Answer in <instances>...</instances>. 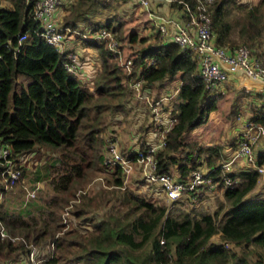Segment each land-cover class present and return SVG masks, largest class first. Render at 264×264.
<instances>
[{
    "label": "trees",
    "instance_id": "obj_1",
    "mask_svg": "<svg viewBox=\"0 0 264 264\" xmlns=\"http://www.w3.org/2000/svg\"><path fill=\"white\" fill-rule=\"evenodd\" d=\"M1 1L0 138L11 146L15 160L25 153L44 150L32 181L46 183L49 195L45 201L32 196L16 212L0 202V264H35L28 257L33 249V258L43 257L39 264H252L249 258L256 247L264 248V196L253 193L260 175L253 166L232 164L224 174L237 181L225 186L220 165L230 156L223 153L220 144L200 143L185 135L208 119L221 95L205 87L192 50L161 40L152 28L147 34L123 29L124 21L115 18L116 13L101 16L114 0L61 2L62 32L74 33L73 39L96 50L100 60L93 77L84 81L63 65L66 54L72 51L71 44L58 50L38 34L42 27L32 17L33 0H3L9 5ZM184 4L189 10L181 12ZM172 5L187 21L199 2L175 0ZM95 9L98 18L92 16ZM210 17L216 46L230 50L246 44L250 55L264 62V0L256 4L214 0ZM102 28L112 31L118 55L110 50V40L96 36ZM23 33L26 39L19 40ZM126 58L131 59L130 70L121 64L120 59ZM148 62L151 64L146 66ZM177 74V93L157 105L161 116L173 120L164 133V145L153 154L156 172H177V178H186L198 166L207 168L217 183L215 191L222 194L209 211L196 212L178 202L166 204L158 194L147 190L139 163L128 175L136 173L137 178L125 183L119 162L110 166L102 162L109 152L108 137L118 141L120 153L134 161L138 149L158 141L152 142L149 133H159L164 127L153 120V106L136 97L130 83L141 78L142 92L155 101L168 89L166 81ZM239 90L249 98L247 124L264 125L263 92ZM133 101L145 106L138 124L137 118L136 122L126 117ZM122 122H136L137 129L135 124L128 128L134 141L120 139L117 126ZM239 137H233L232 151ZM254 153L255 164L264 167V146ZM42 164L45 166L39 170ZM102 166L107 167L104 170L111 188H91L77 203L70 204L74 189L86 179L88 170L93 169L94 174ZM26 174L27 168L22 167L21 176L13 184L4 182L0 164L1 194L5 196L7 190L14 189ZM139 184L144 188L137 189ZM192 196L189 193L185 200L200 201L203 194L195 200ZM37 200L33 215L29 206ZM65 205L74 226L58 233L64 226L57 217L58 210ZM253 260L254 264H263L260 258Z\"/></svg>",
    "mask_w": 264,
    "mask_h": 264
},
{
    "label": "built area",
    "instance_id": "obj_2",
    "mask_svg": "<svg viewBox=\"0 0 264 264\" xmlns=\"http://www.w3.org/2000/svg\"><path fill=\"white\" fill-rule=\"evenodd\" d=\"M32 17L40 22L41 30L39 35L47 41L49 44L55 46L58 50L67 49L65 40L70 41L72 37L66 38V34L62 31V26L59 24V17L56 8L61 7V2L66 4L74 3L75 0H33ZM134 1V0H133ZM140 4L147 12L148 18H150V29L158 32L159 38L163 41L177 42L179 45L189 47L192 50V54L198 63V73L211 92H221L222 84L227 80L229 75L234 74L238 70H242L247 77L260 81V89L264 94V62L257 57L250 55V50L246 44H238L233 49L227 50L220 46H216L214 37L211 33V11L213 8L214 0H196L199 5L196 6L195 11L190 13L187 21L180 18L179 10L175 8L168 9V11H175L178 13V19L173 18L165 13V11L159 12L151 7L150 0H135ZM168 7L172 5L175 0H162ZM9 5V3H8ZM173 7V6H172ZM186 9L189 10L187 4L183 5L181 12ZM96 36L107 38L109 41V47L112 53L118 55L119 48L117 46L116 39H113V33L110 29L102 28ZM25 33L19 36V40L26 39ZM70 44V43H69ZM75 45V47H73ZM72 51L66 54V58L63 60V65L67 71L71 74L79 75L80 79L89 81L95 71L98 68L97 55H92L90 49L84 48L79 45L77 41L71 43ZM75 49V50H74ZM95 56V57H94ZM121 64L125 70H130L131 59H120ZM147 63L146 66L150 65ZM172 85L171 89L165 90L163 95L153 101L149 99V95L146 92H142V79L136 78L135 81L130 83L131 89L134 91V95L140 99L148 101L152 106L153 120L164 124V127L159 132L158 141L156 143L147 144L144 149H138L136 153V159L130 161L127 157L123 156L118 150V141L108 137V154L104 156L102 162L106 165H114L120 163L124 176L126 177L132 172L135 164H140L141 174L143 180L149 184L157 183L160 186L163 194L162 199L167 202L168 205L180 201L181 197L194 194L191 200H195L197 195L204 194L205 192L213 193L217 188V183L211 177L207 168L198 166L190 170L186 178H174L169 172H156L157 162L153 158L154 152L164 145V133L171 126L172 118L163 117L158 111V104L165 101L168 96H173L177 93L178 86ZM174 86V87H173ZM213 93V94H214ZM243 129V135L239 137L238 144L234 151H232L229 160L221 163V179L225 186L233 185L237 180L230 179L225 175V171H230L232 164H243L247 167L253 166L256 168L259 175L264 176V167L257 166L255 164V158L253 154V146L259 142L264 143V125L262 124H247ZM0 164L4 167L5 177L3 181H8L13 184L20 175V168L17 161L12 158V148L9 144L2 142L0 138ZM6 166V167H5ZM29 190L27 194L32 197L35 195V190ZM161 193V191H160ZM159 195V194H158ZM67 213V212H66ZM1 235L4 232L1 231ZM11 239H14L11 238ZM35 249H33L29 258L35 261V264H39V259L33 258Z\"/></svg>",
    "mask_w": 264,
    "mask_h": 264
},
{
    "label": "rangeland",
    "instance_id": "obj_3",
    "mask_svg": "<svg viewBox=\"0 0 264 264\" xmlns=\"http://www.w3.org/2000/svg\"><path fill=\"white\" fill-rule=\"evenodd\" d=\"M243 2H248L250 4H256L258 1L257 0H241ZM3 4L8 5V2L6 1H1ZM152 4H155L152 0H150ZM113 5L109 6L106 8L101 16H103L106 13H111L114 14L116 13L117 16L115 18H121L120 20L123 22L124 21V26L123 29H131L134 28L136 29L139 33L141 34H147L148 31L150 30V24L147 21V12L144 10V8L137 3V1L133 0H114ZM152 7V6H151ZM61 7H58L56 9L58 13V17L62 18L63 15V10L60 9ZM61 11H60V10ZM95 14L92 16H96L98 18L99 11L95 9ZM161 12V11H159ZM60 24V23H59ZM80 25V24H79ZM80 28H83L82 25H80ZM72 37L71 40H74V33H67L66 38ZM261 38L262 42L264 44V23H262V29H261ZM66 41V40H65ZM67 42V41H66ZM72 47V46H71ZM75 47V45L73 46ZM92 55L96 54V50L92 49L90 50ZM95 57V56H94ZM178 74L173 78L172 81H166V85L168 84V89L172 88L173 84H179L178 82ZM164 85L161 87L160 90L164 89L166 87ZM174 87V86H173ZM223 89L221 90V95L218 97L217 101V107L215 110H212L209 115L208 119L203 122L198 124L195 128L192 130L188 131L185 133V135L188 138L194 139L200 143H210V144H220L223 150L224 154H228L230 156V153L232 149L234 148V145H232V140L233 137H239V132H241V127L242 123L244 121L245 113L246 110L248 111V105H249V98L244 96V92H241L239 89L236 90L233 86H230L229 84H222ZM167 89V90H168ZM157 90V89H156ZM153 91L150 94V96H153L154 93L156 92ZM144 104L143 102L135 104V102H131L129 104V110L126 112V117L128 119H131L133 121H136L144 115ZM137 118V120H136ZM136 122L132 123H124L122 122L121 125L118 124L117 129H119V137L123 142H129L131 138L134 137V135L128 133V128L132 127V125H136ZM139 123V120L137 124ZM137 129V125L135 127ZM116 131V132H117ZM106 139V138H105ZM264 146V143H262ZM256 150V146H253V152ZM44 151V150H43ZM43 151L42 149L36 150V154H28L25 153V155L17 156L16 161L17 164H19V168L22 167L27 168V174L23 176L21 179H19L20 183L19 185L12 189V190H7L5 193V196L1 194L0 191V202L3 203L4 205L8 206V209L12 212H16V210L20 207V204L26 203L31 197L27 194L29 190H32L33 188L37 189L35 190V199L38 198V196L41 197V201H45L48 198L49 191L48 187L46 186V183H43L41 180H38L37 182L34 183L32 181L34 170H36V162L41 161V154L43 156ZM106 153V150H105ZM44 157V156H43ZM45 164H42L40 166L39 170H43ZM107 168V167H104ZM103 166L98 169L97 172L93 174V169L88 170L86 179H84L83 183L75 190L74 189V194L73 198L70 200L74 199V201L70 202V204L73 205V203H77V201L81 198L82 194H86L87 191H89L92 188V191L98 187V186H104L105 188H111V185L109 182H107V172L104 170ZM21 176V175H20ZM128 175L126 176V180L124 181L125 183H130V181H134L137 178V174L134 173L133 175H130L128 178ZM259 182L255 189L253 190V193H259L260 195L262 194L264 196V177L259 176ZM2 182V180H0ZM23 184V199L21 200L22 192H21V185ZM134 185V184H133ZM136 186V185H134ZM94 187V188H93ZM11 188V187H8ZM142 184H139L137 186V189H142ZM213 192L211 195H204L203 198L195 201H190L188 203L187 200H185V196L183 195L178 201V205L183 206V208H188V209H193L196 212L202 211H209L212 210L213 208L216 207L217 202L222 198L221 192ZM79 195V196H78ZM25 198V199H24ZM79 198V199H78ZM39 199V198H38ZM40 200H37L35 203H31L29 206V212L31 214H36L35 211L37 209L38 203ZM164 201V200H163ZM166 202V201H165ZM167 204V202H166ZM71 205V206H72ZM67 205L60 207L58 210V215L57 217L60 218V221L64 224V226H61L60 228L62 229L61 231H58V233H62L64 230H68L74 226L73 221L69 222L68 220V214L66 213L67 210L65 209ZM170 206V205H169ZM71 208V207H68ZM65 228V229H64ZM56 233V232H55ZM58 233L55 234V236L58 235ZM36 247V246H35ZM38 250L40 247H36ZM41 250V249H40ZM256 254V255H255ZM28 255V254H27ZM29 256V255H28ZM44 256V255H43ZM254 258H260L261 263L264 264V248L257 246L256 251L251 254L250 260H252V264H254L255 260Z\"/></svg>",
    "mask_w": 264,
    "mask_h": 264
},
{
    "label": "crops",
    "instance_id": "obj_4",
    "mask_svg": "<svg viewBox=\"0 0 264 264\" xmlns=\"http://www.w3.org/2000/svg\"><path fill=\"white\" fill-rule=\"evenodd\" d=\"M153 2H155L156 1V3L155 4H152L151 3V6H152V8L155 10H158V11H165V13L166 14H168L169 16H171V17H173V18H179L178 17V13H176L175 11H172V12H170V11H168V9H170V8H172L173 10H175V8H174V6L173 5H170L169 7H168V4H166L165 2H163L162 0H152ZM173 6V7H172ZM60 10V9H59ZM62 10V9H61ZM57 13H59V12H57ZM148 18V17H147ZM147 21H148V23L150 24V22H151V20H150V18H148L147 19ZM152 23V22H151ZM67 41V43H72V42H74V41H76V40H70V41H68V40H66ZM84 48H86V47H84ZM88 49H90V50H92L91 48H88ZM100 60L99 59H96V63H98ZM178 82H179V80H178ZM223 84H226V85H230V86H233L236 90H238V89H241V88H244V90H246V91H251V92H258V91H261V89H260V86H261V84H260V81L259 80H255V79H251L250 77H247L245 74H244V72L242 71V70H238L237 72H235L234 74H232V75H229L228 76V78H227V80L223 83ZM177 84H175L174 86H176ZM222 89H223V87H222ZM221 89V90H222ZM253 99H251V101H252ZM253 102V101H252ZM245 119H244V121H243V123H242V126H240L241 127V132H239V134H242L243 135V129H245L246 128V126H244L245 125V123H246V121H248V111L245 113V117H244ZM238 134V135H239ZM149 136H150V140L152 141V142H156L157 140H158V137H159V133L157 132H155L154 134H152L151 132L149 133ZM132 141H134V138H132ZM256 148L258 149V150H260L261 148H262V142H259V143H257L256 145ZM253 154H254V156H255V153L253 152ZM174 178H177L178 177V174H177V172H173V175H172ZM145 186H146V188H147V190H150L151 192H153L154 194H159V196L160 197H162V194H163V192H162V190H161V188H160V186H158V184L157 183H152V184H147V183H145ZM160 191H161V193H160ZM214 192H216V191H214ZM217 193V192H216ZM215 193V194H216ZM212 193H209V192H205L204 194H203V196H202V198L204 197V195H211ZM211 196H213V195H211Z\"/></svg>",
    "mask_w": 264,
    "mask_h": 264
}]
</instances>
